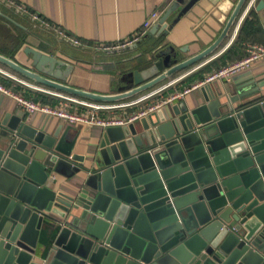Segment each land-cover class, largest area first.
<instances>
[{
  "label": "water",
  "instance_id": "95a60500",
  "mask_svg": "<svg viewBox=\"0 0 264 264\" xmlns=\"http://www.w3.org/2000/svg\"><path fill=\"white\" fill-rule=\"evenodd\" d=\"M198 1L171 0L148 34H166L168 16ZM249 1H236L218 37L197 54L182 59L183 49L171 46L148 59L139 54L142 68L123 72L116 93L66 84L73 65L31 46L28 65L1 53L0 64L59 93L126 100L212 54ZM248 10L264 30V0ZM247 74L224 88L201 87L194 103L167 102L135 119L139 127L135 120L104 127L87 163L72 154L75 138L66 141V132L46 134L6 113L0 264H264V97L233 106L262 87L251 77L239 83ZM52 172L81 175L76 192L52 190Z\"/></svg>",
  "mask_w": 264,
  "mask_h": 264
},
{
  "label": "crops",
  "instance_id": "0c3cea01",
  "mask_svg": "<svg viewBox=\"0 0 264 264\" xmlns=\"http://www.w3.org/2000/svg\"><path fill=\"white\" fill-rule=\"evenodd\" d=\"M12 1L23 6L27 12L18 11L9 4L0 1V11L16 22L13 23L0 14V50L5 48V53L22 65H28L29 63L28 56L24 53L26 46L53 54L73 65V69L64 81L66 84L96 93L112 94L118 91L117 79L123 72L142 68L144 58L139 55L141 53H146L145 58L148 59L151 50L171 46L175 50L180 51V49H183L179 54L182 59H185L208 47L222 31L237 0H199L180 17L177 16L178 10L168 16L166 19L168 23L166 34L156 33L150 35L147 32L136 43L111 50H102L100 47L101 45L115 44L118 41L130 38L142 28L152 13L156 12L160 17L171 0ZM33 14L39 16V20L33 19ZM250 17H253L256 21L255 15L250 14L249 10L243 12L222 44L200 62L129 99L114 103H95L116 105L124 102L131 103L142 96H149L143 101L127 107L101 109L97 111V114L103 118L124 117V114L133 113L155 101L163 100L175 90H182L191 81L202 80L207 73L217 69V67H222L244 57L247 54V44L264 45V30L258 21L255 23L249 22L250 19L248 18ZM246 18L248 20L244 23ZM41 20L48 25L41 23ZM255 24L259 25V31L253 30ZM54 28L62 30L67 36L76 38L80 44L75 45L60 37ZM64 45L69 49H66ZM74 50L77 52H80L78 50L90 52L93 57H91L92 59H85ZM97 52H101L104 57L98 58ZM226 52L225 58L221 59L220 57ZM94 69H102L106 73L97 74L93 72ZM246 73H248L247 76L238 79L239 83L247 77H251L256 82L261 83L260 87H262L251 94L248 99L236 101L233 106L264 97V56L253 60L246 69L232 75L229 80L218 78L207 85H210L212 89L224 88L228 84L234 83L233 77ZM95 76L97 79H94ZM7 77L17 79L0 68V84L23 95L24 89L27 90V88H23L21 85H8V81H5ZM17 81L22 82L24 85L29 83L20 79H17ZM83 81L87 83L84 84ZM201 87L203 86L194 88L171 102L175 104L184 100L188 103H194L196 95L201 93L199 90ZM62 104L79 112L87 110L84 106L74 105L70 102H63ZM6 113L22 117V119L27 120L26 122L30 126L46 134H52L56 129H60V134L66 132V141H71L74 137L75 142L71 152L82 156L84 163L89 162L90 156L97 149L104 131V126L101 125L86 124L84 122L70 123L54 114L43 111L27 112L17 103L15 98L0 91V121ZM134 123L136 127H139L138 120H135ZM51 175H54L57 181L51 184L50 188L57 193L60 192L66 195H73L82 180L81 175H75L70 179L58 173L54 174L52 172ZM39 245L42 246L41 243Z\"/></svg>",
  "mask_w": 264,
  "mask_h": 264
},
{
  "label": "built area",
  "instance_id": "2783aa9c",
  "mask_svg": "<svg viewBox=\"0 0 264 264\" xmlns=\"http://www.w3.org/2000/svg\"><path fill=\"white\" fill-rule=\"evenodd\" d=\"M0 1L9 4L10 6H12L13 8H15L18 11L27 12V10L23 6L16 4L12 0H0ZM251 2H252V0L249 1L244 12L248 11V8L250 7ZM32 18L39 20V16H37L36 14H33ZM158 18H159L158 13H156V12L152 13L150 18L145 21L142 28L139 31H137L136 33H134L130 38H128L124 41H118L115 44L101 45L100 48L104 49V50H111V49H115V48H121V47L129 46L133 43H136L137 41H139L141 38H143L147 34L148 29L151 27V25L153 23H155L158 20ZM41 23L48 25L43 20H41ZM54 30L57 33V35L66 39L67 41H70L71 43H73L75 45L80 44L79 40H77L76 38H72L70 36H67L62 30H60L58 28H54ZM246 50H247V54L244 57L207 73L202 80H196V81L192 82L191 84L185 86L182 90H175L174 92L169 94L167 97H165L161 101H155V102L147 105L146 107H143L137 111H134L133 113L126 114L125 118L124 117H121V118H112V117L111 118L110 117L109 118H103L97 114V111L101 110V109H109V108H114V107L131 106V105H134L136 103L143 101L145 98H147L149 96H147V95L142 96L137 101H134L131 103L124 102V103L116 104V105L115 104L108 105V104L95 103L93 101L86 100L83 98H77V97H72V96L71 97L70 96H63L59 92L47 90L44 88L41 89L34 84L26 83V85H28L31 88L39 89L42 91H47V92H50V93L57 95V96H60V97L63 96V97H65L64 99H67L71 104L80 105V106H84L87 108L86 111L79 112L76 110H72L63 104L59 105V106H56V105L52 106V105H49L46 103H42L40 101L33 100L31 98H27L20 93H16V92L12 91L10 88H6L2 84H0V91H2L5 94H8V95L12 96L13 98H15L17 103L27 112L43 111V112H46L48 114H54V115L60 117L61 119L68 121L70 123L84 122L86 124H96V125H101L104 127L109 126V125H122V124H125L128 122H131V121L139 118L140 116L146 115L150 111L155 110L156 108H158L159 106H161L167 102H171L174 99L182 97L184 94L188 93L190 90H192L194 88H198L200 86H206L207 84H209L210 82H212L215 79L224 78V79L229 80L232 75L246 69L253 60H256V59L264 56V45H262V44H247Z\"/></svg>",
  "mask_w": 264,
  "mask_h": 264
},
{
  "label": "rangeland",
  "instance_id": "374dc122",
  "mask_svg": "<svg viewBox=\"0 0 264 264\" xmlns=\"http://www.w3.org/2000/svg\"><path fill=\"white\" fill-rule=\"evenodd\" d=\"M39 29V28H38ZM52 47H54V46H52ZM64 47L66 48V49H69V47H67V46H65L64 45ZM70 49H72L71 47H70ZM102 50H104V49H102ZM78 51H80V52H77V51H75L74 50V52H76L78 55H82L85 59L87 58V59H92L91 57H93L92 56V54L89 52H83L82 50H78ZM97 54H98V58L99 57H104L103 55H101V52H97ZM0 68L1 69H3L4 71H7V72H9L10 74H12L13 76H15L17 79H20V80H23V81H25V82H29V83H31V84H34V85H36V86H39L40 88H44V89H47V90H50L49 88H47V87H44V86H42V85H39L38 83H35V82H33V81H31V80H29V79H27V78H25V77H23V76H21V75H19V74H17V73H15L14 71H12L11 69H9L8 67H4V66H2V65H0ZM93 72H95V73H97V74H100V73H106V71H103L102 69H94L93 70ZM91 78V77H90ZM100 79H102L101 77H99ZM17 79H10L9 77H7V79L5 80V81H8V85H21V86H23V88H27V90H29L28 92H31L32 94L30 95V96H34L33 94H35V93H37V92H41V93H43V94H46V95H49V96H53V97H57L58 98V103L57 104H51V103H46V104H49V105H61L63 102H67V103H69V101L67 100V99H64L65 97H63V96H70L71 97V95H68V94H65V93H61L63 96L62 97H60V96H57V95H54V94H52V93H50V92H47V91H42V90H39V89H34V88H30V87H27L26 85H24L22 82H20V81H17ZM94 79H97V77L95 76V78ZM83 80H85V79H83ZM90 81H91V79H90ZM7 83V82H6ZM83 83L84 84H86L87 82L86 81H83ZM23 84V85H22ZM26 89H24V91H23V93H25V91H27ZM33 91V92H32ZM52 91H54V90H52ZM72 97H75V96H72ZM29 98H31L32 99V97H29ZM34 100V99H33ZM37 101V100H36ZM43 103V102H42Z\"/></svg>",
  "mask_w": 264,
  "mask_h": 264
},
{
  "label": "trees",
  "instance_id": "16d2710c",
  "mask_svg": "<svg viewBox=\"0 0 264 264\" xmlns=\"http://www.w3.org/2000/svg\"><path fill=\"white\" fill-rule=\"evenodd\" d=\"M252 12H250V14H251ZM252 15H253V13H252ZM1 17V16H0ZM3 18V17H2ZM248 19H250V21L249 22H252V23H255L256 21L253 19V17H250V18H248ZM247 18L245 19V21H244V23L245 22H247V20H248ZM6 20V19H5ZM242 27H243V25H242ZM240 30H241V28H240ZM253 30L254 31H259L260 30V28H259V25H256L255 24V26L253 27ZM238 39H239V35H238ZM5 48H3V50L1 49L0 50V53L1 54H3V55H5V56H7V57H9L6 53H5V51L6 50H4ZM229 51V50H228ZM233 53V52H232ZM227 54V52L225 53V54H223L220 58L221 59H224L225 58V55ZM11 58V57H10ZM0 65H2V64H0ZM2 66H4V65H2ZM4 67H6V66H4ZM218 68V67H217ZM194 82V81H193ZM190 83H192V81L190 82ZM189 83V84H190ZM23 95L25 96V97H32V99H34V100H37V101H40V102H43V103H51V104H57L58 103V98L57 97H53V96H49V95H46V94H43V93H41V92H37V93H35V94H33L34 96H30L31 95V93L30 92H28V91H25V93H23ZM78 98H80V97H78ZM83 99H85V98H83ZM88 100V99H87ZM43 239V238H42Z\"/></svg>",
  "mask_w": 264,
  "mask_h": 264
}]
</instances>
